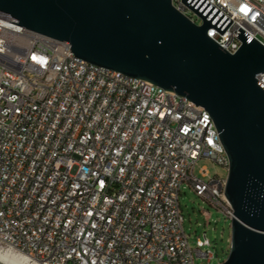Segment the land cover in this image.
I'll return each mask as SVG.
<instances>
[{
  "label": "built area",
  "instance_id": "built-area-1",
  "mask_svg": "<svg viewBox=\"0 0 264 264\" xmlns=\"http://www.w3.org/2000/svg\"><path fill=\"white\" fill-rule=\"evenodd\" d=\"M209 1L233 20L209 37L234 54L242 27L264 45V0ZM201 158L230 168L207 108L0 18L1 247L34 264L211 263L216 254L189 241L182 185L231 219L234 208L228 178L194 174Z\"/></svg>",
  "mask_w": 264,
  "mask_h": 264
},
{
  "label": "water",
  "instance_id": "water-1",
  "mask_svg": "<svg viewBox=\"0 0 264 264\" xmlns=\"http://www.w3.org/2000/svg\"><path fill=\"white\" fill-rule=\"evenodd\" d=\"M183 2L203 25L172 0H0V18L207 108L230 159L226 196L234 218L230 255L221 264H264V84L257 78L264 45L240 27L243 45L229 53L207 31L223 34L233 20L209 0Z\"/></svg>",
  "mask_w": 264,
  "mask_h": 264
},
{
  "label": "rangeland",
  "instance_id": "rangeland-1",
  "mask_svg": "<svg viewBox=\"0 0 264 264\" xmlns=\"http://www.w3.org/2000/svg\"><path fill=\"white\" fill-rule=\"evenodd\" d=\"M198 23L202 20L194 16ZM202 168L209 170V176L202 174ZM194 174L205 181L211 178H228L229 169L210 158L197 160ZM181 209L184 216V227L192 247H200L204 251L212 250L216 258L209 263L207 258L196 257L195 264H221L230 255L232 240V219L221 209L204 197L197 194L189 182L181 188ZM200 239L209 240V244L200 245ZM152 264H157L153 262Z\"/></svg>",
  "mask_w": 264,
  "mask_h": 264
},
{
  "label": "bare ground",
  "instance_id": "bare-ground-1",
  "mask_svg": "<svg viewBox=\"0 0 264 264\" xmlns=\"http://www.w3.org/2000/svg\"><path fill=\"white\" fill-rule=\"evenodd\" d=\"M0 258L10 264H34L31 263L25 255L13 249L3 248L1 246H0Z\"/></svg>",
  "mask_w": 264,
  "mask_h": 264
}]
</instances>
